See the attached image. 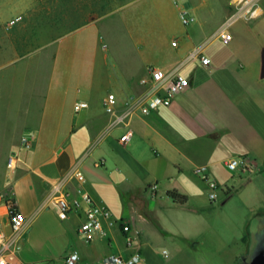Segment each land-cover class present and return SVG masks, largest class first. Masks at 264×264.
I'll return each mask as SVG.
<instances>
[{
	"label": "crops",
	"instance_id": "crops-1",
	"mask_svg": "<svg viewBox=\"0 0 264 264\" xmlns=\"http://www.w3.org/2000/svg\"><path fill=\"white\" fill-rule=\"evenodd\" d=\"M12 1L0 0V18L8 15L1 8L10 7L5 4ZM24 1H15L14 11H18L13 17L8 15V20L15 18L9 27H15L12 34H2L0 26V50L2 44L9 43L17 53L7 63H0L1 128L32 135L30 148L24 149L18 142L8 149L15 159L14 168L5 169V189L0 191L25 216L19 232L20 257L33 264H52L75 250L83 264H97L109 253H137L135 264H247L259 230L243 229L230 236L214 227L199 228L196 222L210 213L213 203H223L232 191L229 184L247 173L234 172L228 181L220 169L221 164L229 172L226 159L241 156L251 170L260 167L264 175V7L248 22L232 23L231 39L224 42L220 31L233 10V0H228L217 25L197 21L175 40L176 45L170 40L168 51L157 62L144 60L136 79H116L109 84L107 93L116 95L117 112L128 109L124 105L128 97L136 98L125 123L113 124V116L103 108L107 93L92 99L87 90L84 97H77L78 89L72 90L68 74L55 69L53 63L22 74L5 70L9 62L25 56L32 55V62L36 61L40 48L56 42L55 49L44 53L52 60L63 42L51 38L33 48L36 35H32V27L44 26L49 31L61 23H55L52 0L44 5V21L33 13L32 0L29 4ZM59 5L68 12L67 0H60ZM248 32L259 33L260 39L245 47L242 38L248 42ZM200 53L209 58L207 66L198 62ZM148 67L180 73L188 78L189 86L175 94L168 106L142 114L138 105L150 92L139 79ZM25 84L30 91L24 89ZM13 86L17 97L12 99L15 103H9L6 97H12ZM20 95L31 101L24 107L29 108L26 113L32 122L13 130L16 111L9 108H14ZM77 100L88 106L74 112ZM126 131L130 134L120 141ZM200 165L206 166L208 176L221 188L215 201L208 199L206 182L194 172ZM76 170L82 172L83 182L70 177ZM58 180L71 197L76 188L90 193L114 218L129 222L131 230L125 233L118 224L106 236L86 241L77 232L85 207L60 219L51 203V184ZM170 190L185 195V201L174 200L168 195ZM0 223L8 228L1 204ZM127 235L133 236L131 244L126 243Z\"/></svg>",
	"mask_w": 264,
	"mask_h": 264
},
{
	"label": "rangeland",
	"instance_id": "rangeland-1",
	"mask_svg": "<svg viewBox=\"0 0 264 264\" xmlns=\"http://www.w3.org/2000/svg\"><path fill=\"white\" fill-rule=\"evenodd\" d=\"M15 1L20 0H13L11 4H5L10 7L1 8L6 11L5 14L13 17L17 13L18 10L14 11L16 9L14 6L19 2L13 4ZM49 1L32 0L33 13L42 21L46 15L43 11L44 5L45 3L48 5ZM52 1L56 15L55 23L61 25L49 31L44 26L32 27V35H36L35 39L38 40L32 46L33 48L39 46L41 42L51 38L62 40L55 58L51 60L44 53L55 49L56 42L49 47L40 48L36 52V61L32 62V55L25 56L9 62L5 70L12 74H22L31 72L32 68H49L53 63L55 69H61L68 74V84L73 91L78 89L75 94L77 97H84L89 90L91 98L97 99L109 91V84L116 79H136L143 71L141 66L144 60L152 58L153 63L157 62L168 51L170 40L181 38L197 21L205 20L211 27L217 25L223 19L224 4L228 0H67L68 12L64 8L61 9L60 0ZM24 2L29 4L30 0ZM197 6L200 8H194ZM260 6L264 7V0H261ZM38 8L41 10L38 11ZM179 8L189 11L192 17L189 24L181 23ZM8 15L0 18L2 34H12L15 29V27L9 29L15 18L8 20L11 17ZM34 19L37 20L36 16ZM246 20L238 19L235 26L248 22ZM230 27L228 31L231 30ZM249 28L253 30L251 24ZM249 36L250 42L242 38L244 42L242 45L245 44V47L253 46V42L260 39L259 33H249ZM9 46V43L2 44L0 63H7L17 56ZM23 87L26 91H30L26 84ZM16 88L14 86L11 88L12 97L10 95L6 97L8 102L16 101H12L17 97ZM71 95L73 92L67 97V102L71 99ZM29 101L20 95L14 108H9L11 111H16L17 123L13 130L22 123L32 122L30 114L26 113L27 109L29 112V108L24 107ZM1 127L0 122V191L5 189L2 178L5 169H9L8 149L18 142L20 144L22 134L18 130L8 133ZM29 133L25 132V134ZM220 169L225 176L223 177L230 181L234 172H228L221 164ZM245 172L247 173L244 177L229 184L232 185L230 195L223 203L220 200L213 203L210 213L204 214V218L199 220V223L196 222L197 227H214L230 236L243 229L250 232L260 230L264 218V175L260 167Z\"/></svg>",
	"mask_w": 264,
	"mask_h": 264
},
{
	"label": "built area",
	"instance_id": "built-area-1",
	"mask_svg": "<svg viewBox=\"0 0 264 264\" xmlns=\"http://www.w3.org/2000/svg\"><path fill=\"white\" fill-rule=\"evenodd\" d=\"M261 0H233V10L225 19L220 31V39L228 42L231 39V34L228 27L236 22L238 19H253L261 14ZM179 19L182 24L187 25L192 21L189 11L185 8H179ZM172 45H176V41H171ZM198 62L207 66L209 58L200 53L198 55ZM141 85L149 88L150 94L148 97L138 105V110L142 114L151 112L160 106H168L175 94L181 92L189 86V80L186 76L175 73L167 74L164 69L159 67H148L146 73L139 79ZM136 101L135 97H128L124 101V105L128 109L124 112H117V98L113 92L106 94L103 99L104 111L113 116V124L125 123L126 118L130 115L131 110L129 106ZM138 102V101H137ZM88 106L84 100H77L73 104L74 112H78ZM130 134L129 131L121 134L120 141H125ZM32 142L31 134H23L20 138V146L24 149L30 148ZM14 157L10 155L7 166L14 168ZM226 168L231 172H245L250 169V165L245 158L241 156H232L225 160ZM203 181L206 182L209 189L208 199L215 201L218 196V190L221 189L219 184L208 176L206 166L200 165L194 169ZM70 177L78 182L84 181L82 172L76 170L72 172ZM51 203L57 209V215L60 219L68 217L70 212L79 209L82 205L85 207L83 212V219L80 221L77 232L86 241H91L96 236L104 237L108 231L119 224L122 231L128 233L131 230L129 222L118 220L113 217L109 208L102 202L95 200L90 193L80 188H76V195L69 196L64 189L61 181H55L51 184L50 191ZM0 204L5 210L8 220V228H4L0 223V264H33L24 261L20 255L21 248L19 243V232L24 226L25 216L14 207V202L0 195ZM132 235L126 236V243L131 244ZM139 260V254L132 253L129 255L121 253H109L102 256L97 264H135ZM52 264H83L80 261V256L77 251L67 253L61 260Z\"/></svg>",
	"mask_w": 264,
	"mask_h": 264
},
{
	"label": "water",
	"instance_id": "water-1",
	"mask_svg": "<svg viewBox=\"0 0 264 264\" xmlns=\"http://www.w3.org/2000/svg\"><path fill=\"white\" fill-rule=\"evenodd\" d=\"M261 75L264 77V58ZM264 225V218L262 219ZM255 245L247 264H264V226L255 235Z\"/></svg>",
	"mask_w": 264,
	"mask_h": 264
},
{
	"label": "trees",
	"instance_id": "trees-1",
	"mask_svg": "<svg viewBox=\"0 0 264 264\" xmlns=\"http://www.w3.org/2000/svg\"><path fill=\"white\" fill-rule=\"evenodd\" d=\"M168 195L171 196L174 200L181 202V203L184 202L186 199L185 195L180 194L175 190L168 191Z\"/></svg>",
	"mask_w": 264,
	"mask_h": 264
},
{
	"label": "flooded vegetation",
	"instance_id": "flooded-vegetation-1",
	"mask_svg": "<svg viewBox=\"0 0 264 264\" xmlns=\"http://www.w3.org/2000/svg\"><path fill=\"white\" fill-rule=\"evenodd\" d=\"M263 226H264V225H262V227H263ZM262 227H261V228H262Z\"/></svg>",
	"mask_w": 264,
	"mask_h": 264
}]
</instances>
